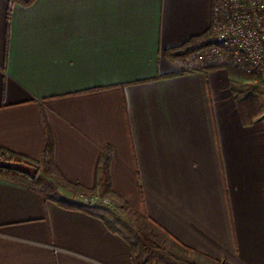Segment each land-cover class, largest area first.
Returning <instances> with one entry per match:
<instances>
[{
	"label": "crops",
	"instance_id": "0c3cea01",
	"mask_svg": "<svg viewBox=\"0 0 264 264\" xmlns=\"http://www.w3.org/2000/svg\"><path fill=\"white\" fill-rule=\"evenodd\" d=\"M212 9L213 0H0V149L65 188L57 198L43 178L36 190L0 178V264H158L102 202L85 211L53 201L83 203L67 184L93 191L106 147L111 203L203 264H264V109L246 125L225 69L167 57L210 30ZM43 116L55 143L47 169Z\"/></svg>",
	"mask_w": 264,
	"mask_h": 264
},
{
	"label": "trees",
	"instance_id": "16d2710c",
	"mask_svg": "<svg viewBox=\"0 0 264 264\" xmlns=\"http://www.w3.org/2000/svg\"><path fill=\"white\" fill-rule=\"evenodd\" d=\"M12 4H18L24 7L31 6L36 0H9ZM214 37V30L211 26L210 30H208L205 34L201 36H197L192 38L189 42H187L184 46L170 50L167 52V57L171 60H185L190 57L197 50L208 47ZM203 71H217L221 69H225L233 83L240 82L241 80H256L259 79V74L257 73H248L246 70L231 68V67H223L218 65H208L200 68ZM258 77V78H257ZM257 81V80H256ZM260 84H264L263 80H258ZM237 105L239 111L241 113L243 122L246 125H250L254 122V118L260 113V104L255 96L244 95L240 92L234 91ZM43 122L46 128V143L43 151V159L42 166L47 169L53 161V155L55 150V143L53 134L51 129L49 128L46 117L43 116ZM112 149L111 147H106L97 169V184L93 191L87 192L82 189L80 186H73L67 184L69 188H75L76 190L83 193V197H96L97 194H101L104 192L105 194H112L111 188V179H110V163L112 160ZM34 167L31 160L25 156L20 154H16L9 150L0 149V178L9 179L15 181L17 183L26 185L32 189H39L44 185L43 179L38 178L30 171V168ZM104 195V194H103ZM60 206L67 209H81L87 210L91 205H87L84 203H77L68 200H53ZM88 207V208H87ZM107 227L113 231L118 232L114 229V226L111 222L105 221ZM131 248H136L135 244L130 243Z\"/></svg>",
	"mask_w": 264,
	"mask_h": 264
},
{
	"label": "rangeland",
	"instance_id": "374dc122",
	"mask_svg": "<svg viewBox=\"0 0 264 264\" xmlns=\"http://www.w3.org/2000/svg\"><path fill=\"white\" fill-rule=\"evenodd\" d=\"M207 52L208 47L197 50L190 57L183 60L184 67L186 69L193 70L195 68H203L208 65H220L226 68L231 67L243 69L230 62V60L224 61L214 58V56H211V54ZM258 74L260 75L259 79L264 80V72ZM259 79H256L257 81L241 80L240 82H235V89L237 92L244 95L255 96L260 104V109L262 110L264 109V84H260L258 81ZM30 171L33 174L35 173L36 177L40 176V178L45 180L46 185L43 190L47 196L60 198L58 197L59 195L57 190L65 188L55 172H51V174L50 172L45 173L36 166L31 167ZM96 197L98 198L96 203H101L104 200L106 203L102 202V204L110 207V211L106 214V216L115 224V226L132 241L138 243L142 247L144 246L146 251L150 250L149 252L151 258L157 259L158 264L205 263L204 260L197 255L191 254L179 248H173L171 243L158 229L149 223L143 222L141 219L136 217L133 212L122 207L120 203H111V199L104 197L101 194H97ZM169 257H173V259L178 260V263L173 262Z\"/></svg>",
	"mask_w": 264,
	"mask_h": 264
},
{
	"label": "built area",
	"instance_id": "2783aa9c",
	"mask_svg": "<svg viewBox=\"0 0 264 264\" xmlns=\"http://www.w3.org/2000/svg\"><path fill=\"white\" fill-rule=\"evenodd\" d=\"M212 10L214 37L207 53L249 73H263L264 0H213ZM97 199L84 197L83 203Z\"/></svg>",
	"mask_w": 264,
	"mask_h": 264
}]
</instances>
